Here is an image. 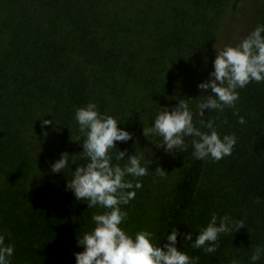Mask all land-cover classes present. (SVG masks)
<instances>
[{
	"label": "trees",
	"instance_id": "1",
	"mask_svg": "<svg viewBox=\"0 0 264 264\" xmlns=\"http://www.w3.org/2000/svg\"><path fill=\"white\" fill-rule=\"evenodd\" d=\"M150 2L0 0V235L14 245L10 264H76L77 237L105 211L88 209L66 187L90 162L77 109L92 103L115 118L123 105L171 111L179 100L188 102L195 127L210 134L201 121H212L221 139L234 135L237 143L219 161L201 160L193 156L198 138H184L187 151L176 150L144 203L153 242L163 246L177 228L192 233L193 241L178 236L177 246L198 264H264V82L238 88L234 108L198 109L212 94L198 84L209 80L215 47L237 29L246 0H166L169 14ZM255 2L252 31L264 25V0ZM43 120L52 121L49 133ZM64 153L68 166L53 173ZM217 205V223L228 215L244 227L233 225L206 254L191 244ZM257 247L260 259L252 261Z\"/></svg>",
	"mask_w": 264,
	"mask_h": 264
},
{
	"label": "clouds",
	"instance_id": "2",
	"mask_svg": "<svg viewBox=\"0 0 264 264\" xmlns=\"http://www.w3.org/2000/svg\"><path fill=\"white\" fill-rule=\"evenodd\" d=\"M264 25L257 26L246 38L236 46H225L216 50L214 71L204 83L198 84L201 90L211 89V95L198 105L200 115L204 109L223 111L225 107L234 108L239 99L236 91L250 82H264ZM238 115V110L237 113ZM75 119L79 130L86 136L83 153L89 159L86 166H77L67 189L74 193L76 200L87 201L88 209L99 206L105 209L102 213H94L92 221L95 227L77 237L78 246L83 251L75 253L76 264H198L199 257H191L178 249V236L184 241H193L191 232L180 233L172 229L163 246L154 243V234L147 230L138 231L133 235L126 232L121 225L128 219V213L122 205H128L136 196L132 189H139L142 183L126 180V176L143 177L148 174V167L141 166V157L132 155L121 167L112 164L110 152L116 149V142H127L132 134L118 127V121L112 116H101L95 104L76 110ZM51 120H43V125L51 124ZM238 123H245L239 117ZM201 124L211 129L210 134L202 132L193 124V114L186 100H179L169 111L167 108L157 114L152 127L143 128V135H157L163 138L166 151L179 150L186 152L185 137L193 139V156L196 159L211 157L219 161L232 154L237 143L234 135H225L222 139L213 128V122ZM47 135V133H44ZM125 151H117L116 159L124 160ZM151 161H149V164ZM68 166V153L52 164L53 173H60ZM158 175L163 177L166 172L157 168ZM212 214L211 220L195 237L191 246L203 248L206 254H213L219 248L221 234L232 232L244 227L242 221H234L228 215L219 218ZM10 237L11 233H7ZM14 245L5 244V235H0V264H10L8 259L14 254ZM261 248L257 247L251 256L252 261L260 259ZM231 264H239L233 260Z\"/></svg>",
	"mask_w": 264,
	"mask_h": 264
},
{
	"label": "rangeland",
	"instance_id": "3",
	"mask_svg": "<svg viewBox=\"0 0 264 264\" xmlns=\"http://www.w3.org/2000/svg\"><path fill=\"white\" fill-rule=\"evenodd\" d=\"M152 6L155 8V12H163L169 14L173 6L168 5L166 0H151ZM255 0H246L245 9L242 19L238 24L237 29L234 31H228L229 34H225L221 42V48L225 46H236L244 38H246L252 32V17L255 8ZM153 8V9H154ZM165 8V10H163ZM124 106V112L115 119L118 121L121 129L128 131L132 134V139L127 142H116V149H112L110 155L112 157V164L115 166L119 164L123 167L127 163L128 157L132 155H138L141 157V166L148 167V174L143 177L126 176V180H130L135 183L139 180L142 183V187L139 189H132L136 192V196L129 202L128 205H122V210L128 213V219L121 227L133 235L141 230H147L151 232V218L149 209L147 211L145 202L148 200L149 189L152 186V180L159 176L156 169L162 168L164 171L167 169L169 162L174 158L176 150L173 152L166 151V146H163V138L155 134L149 135L147 138L143 135V128L152 127L154 119L158 113L162 111L147 110L141 107H135V111H132L131 107ZM50 127V126H49ZM48 125H44L41 131L50 132ZM127 154L124 160H117V151H125ZM149 161L151 163L149 164ZM220 199V198H219ZM224 206L227 203L222 202L220 206ZM221 207H213L211 212L215 213Z\"/></svg>",
	"mask_w": 264,
	"mask_h": 264
}]
</instances>
